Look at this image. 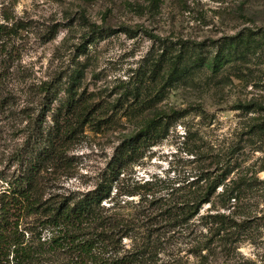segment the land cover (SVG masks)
<instances>
[{"label":"rangeland","instance_id":"obj_1","mask_svg":"<svg viewBox=\"0 0 264 264\" xmlns=\"http://www.w3.org/2000/svg\"><path fill=\"white\" fill-rule=\"evenodd\" d=\"M228 43L237 56L216 73L204 67L165 88L153 74L162 53L173 57L182 44L195 53L198 46L210 62ZM0 82V196L23 177L24 156L34 146L53 149L36 177L42 200L81 197L103 182L115 149L157 118L167 129L121 170L102 205L118 197L110 213L125 221L145 191L162 201L203 196L206 177L232 150L237 165L225 182L234 180L243 193L229 211L249 226L233 258L264 264V137L248 134L264 115V0H0ZM46 88L50 99L43 101ZM44 102L35 142L31 125L15 114L25 108L37 114ZM220 191L190 219L189 238L167 236L172 247L159 253L158 264H199L185 245L205 233L198 219L219 209ZM17 218L11 227L24 239H36L29 231L50 236L36 228L37 217ZM142 235L138 229L123 237L120 252L132 251Z\"/></svg>","mask_w":264,"mask_h":264},{"label":"trees","instance_id":"obj_2","mask_svg":"<svg viewBox=\"0 0 264 264\" xmlns=\"http://www.w3.org/2000/svg\"><path fill=\"white\" fill-rule=\"evenodd\" d=\"M123 31L129 33L128 30ZM110 32L117 33L115 30ZM242 43L245 48L249 47L247 38ZM193 48L198 51L195 53V49L182 44L173 57L162 53V68L153 71V74L159 82L163 81V88L186 82L204 67L216 73L230 62L232 54L236 53L237 56L236 48L230 43L223 45L210 62L198 46ZM79 74L78 71L74 73L67 88L69 92L78 82ZM45 92L43 101L50 99L47 88ZM0 102L3 106L5 98L0 97ZM42 108H47L45 102L37 114H34V108H25L15 114L16 119L23 121L24 118L31 125L29 140L34 138L35 141L38 135V127L44 116ZM55 123L58 121L55 120ZM167 124L157 118L143 123L137 134L115 149L103 182L93 191L72 200H42L36 187V177L40 168L47 167L51 162L53 149L42 147L35 151L34 146L31 147L28 155L24 156L26 167L23 177L0 196V264H158L159 253H165L172 247L168 242L170 235L176 233L189 238L195 227L190 219L198 214L202 204L211 202L219 186L221 191L216 195L219 209L200 216L198 225L205 228V233L200 232L198 239L188 241L185 246H190V252L199 256V264H210V256H222L224 259L219 264H240L233 258L234 245L246 234L249 226L244 221H237L229 211L231 200L236 202L243 193L234 180L225 182L237 165L232 150L221 159V163L216 162L220 164L216 174L211 178L206 177L208 183L203 196L194 193L191 200L180 195L162 201L161 198H154L153 192L148 189L135 204L131 218L125 221L110 213L120 202L118 197L110 200L111 207L102 205L110 197L111 186L121 170L132 163L137 152L150 144L154 137L163 134ZM253 131L255 135L264 137V115L249 127L248 134ZM30 215L38 218L36 228L39 226L50 234L47 239L41 240L40 233L33 231L29 232L36 234V239H24L16 228L11 227L13 217L27 218ZM138 229L143 230L141 243L134 245L132 251L122 254L121 239L133 237ZM203 251L205 254L201 255Z\"/></svg>","mask_w":264,"mask_h":264}]
</instances>
